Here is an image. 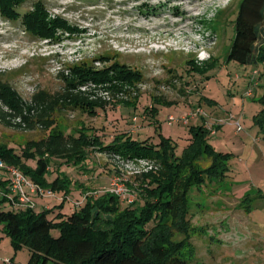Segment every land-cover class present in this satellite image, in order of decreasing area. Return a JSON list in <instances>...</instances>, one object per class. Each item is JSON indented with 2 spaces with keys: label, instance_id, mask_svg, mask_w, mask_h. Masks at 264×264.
<instances>
[{
  "label": "rangeland",
  "instance_id": "374dc122",
  "mask_svg": "<svg viewBox=\"0 0 264 264\" xmlns=\"http://www.w3.org/2000/svg\"><path fill=\"white\" fill-rule=\"evenodd\" d=\"M241 1L10 0L22 14L17 20L0 8V78L28 102L39 91L61 92L65 78L74 80L90 70L112 72L116 64L143 78L142 84L128 83L142 85L138 97L125 102L115 97L110 104L116 108L109 105L95 116L79 110L59 112L57 127H84L106 146L129 140L158 144L163 134L176 143L178 155L190 143L191 127L205 125L218 132L209 134V142L228 156V170L220 179H207L202 187L191 189L190 235L180 254L188 264H264V129L255 118L262 109L264 62L241 65L228 60ZM24 13H35L36 31H28ZM263 39L258 46H263ZM129 102L139 105L117 107ZM164 102L176 105H159ZM149 104L159 108L150 117L152 129L143 121ZM188 104L194 107L190 111ZM208 104H215L216 111ZM199 108L204 119L184 122ZM169 116L176 121L173 126ZM49 132L0 123V144L20 150L28 140H41ZM89 154L81 163L53 159L47 179L60 177L70 190L69 198L62 190L51 197L38 195L35 202L47 205L45 210L65 205L67 210L60 209L70 214L88 193H109L115 178L137 199L128 185L136 177L124 171L129 158L122 163L98 150ZM8 202L4 206L11 209ZM183 239L175 236L178 242ZM32 254L26 247L17 249L0 223V264H30Z\"/></svg>",
  "mask_w": 264,
  "mask_h": 264
},
{
  "label": "trees",
  "instance_id": "16d2710c",
  "mask_svg": "<svg viewBox=\"0 0 264 264\" xmlns=\"http://www.w3.org/2000/svg\"><path fill=\"white\" fill-rule=\"evenodd\" d=\"M9 1L0 0V8L17 20L22 14ZM23 16L29 23L28 31H36L35 13ZM263 25L264 0H242L229 61L241 65L264 62ZM261 38L263 46L260 47L257 43ZM79 75L74 80L65 78L66 85L61 92L39 91L29 102L0 78V123L7 128L40 127L51 131L41 140H28L20 150L0 144V160L20 170L40 188L52 193L64 190L66 196L70 190L60 177L52 182L47 179L53 159L66 164L81 163L90 158V151L98 150L125 159H149L160 168L135 176L136 180L128 184L137 194L133 203L123 206L117 196L108 192L98 196L88 193L85 202L70 214L16 207L6 199L10 182L2 179L0 223L4 231L17 249L26 247L33 253L30 264H188L180 254L190 235L187 217L191 189L202 187L207 179L223 177L228 170V156L215 150L209 142L210 131L204 125L191 127L192 138L181 155L177 153L176 143L163 135L158 144L129 140L106 146L98 135L87 132L84 127L74 131L58 128L59 112L79 110L95 116L98 110L109 106L102 99L90 100L91 94L79 91L80 86L100 82L112 94H117L128 83L143 81L139 72L119 64L112 72L90 70ZM260 102L262 109L255 118L264 129V86ZM132 103L135 102L125 105ZM201 162L209 166L203 167ZM7 202L12 205L11 209L4 206ZM54 231L59 232L57 236L52 234ZM177 234L184 239L176 241Z\"/></svg>",
  "mask_w": 264,
  "mask_h": 264
},
{
  "label": "built area",
  "instance_id": "2783aa9c",
  "mask_svg": "<svg viewBox=\"0 0 264 264\" xmlns=\"http://www.w3.org/2000/svg\"><path fill=\"white\" fill-rule=\"evenodd\" d=\"M106 85H97V84H87L80 86L78 88L81 92H88L91 94L90 100H96V99H102L106 102L113 103L116 99L121 102L129 101L131 98L138 97V90L141 89L142 85L138 86H129L126 85L123 88V91L120 93H117L116 95H113L107 88H105ZM107 87V86H106ZM109 105H116V104H109ZM206 114L205 112L199 108L196 112L191 113L185 118L184 122H187L190 118L193 117H200L205 118ZM234 118V116H232ZM168 123L170 126H173L175 124V119L172 116H169ZM17 122H20L17 120ZM238 131H241V126L238 123ZM211 135H216V130L209 129ZM110 157L116 162V160H119L120 162H124L125 160L123 157L119 155H110ZM124 168L128 174H132L135 176H140L143 174H148L150 172H156L159 170L160 166L155 163L154 161H151L149 159H143V158H135V159H127L126 164L124 165ZM0 170L5 171L10 179V188L9 193L6 195V199L8 198L11 203H13L16 207H22V208H28V209H35L37 207V204L35 201L32 200V198L29 195L30 193H37L40 196H53L55 193L52 192H45L42 188L34 184L31 180H29L20 170L8 167L0 160ZM51 170V169H50ZM49 170V171H50ZM123 171V170H122ZM120 178H115L112 180L111 183V194L119 197V199L123 202L125 201H134V196L129 194L131 193L128 189L125 188L124 184L120 183ZM29 189V191H27ZM81 206V205H77ZM9 263V262H8Z\"/></svg>",
  "mask_w": 264,
  "mask_h": 264
},
{
  "label": "crops",
  "instance_id": "0c3cea01",
  "mask_svg": "<svg viewBox=\"0 0 264 264\" xmlns=\"http://www.w3.org/2000/svg\"><path fill=\"white\" fill-rule=\"evenodd\" d=\"M133 106V107H135V108H137L138 107V105L139 104H136V103H134V104H129V105H125V104H121L120 106L118 105L117 107H122V106ZM159 105H164V106H168V105H176V104H159ZM189 106V108H188V111H190V109H192V108H194L192 105H190V104H188ZM208 106H210V108L211 109H213V110H215L216 111V109H217V107H216V105L215 104H208ZM113 107H115L116 108V105H114ZM112 107V108H113ZM179 107V106H178ZM131 109H132V107H131ZM159 110V108H158V105L157 104H149L148 105V107H147V113H146V115L143 117V121H144V124H147V125H153V121H151V119H150V117H152V116H155L156 115V111H158ZM191 114V113H190ZM189 115V114H188ZM194 118V117H193ZM201 119H204V118H201ZM134 121L135 122H137V119L136 118H134ZM204 123H207L206 121H203ZM205 126V125H204ZM150 128L152 129V126H150ZM218 133V132H217ZM217 133H216V135H217ZM96 135H97V133H96ZM161 135H163V134H161ZM163 136H165V135H163ZM166 137V136H165ZM167 138H169V137H167ZM100 154H102L101 152H99ZM49 173V175H48V178H51V174H50V171H48ZM52 173V172H51ZM2 179H7V180H9L10 179V177H9V175L5 172V171H0V180H2ZM52 180H54V179H52ZM49 181V180H48ZM50 182V181H49ZM29 195H30V197L32 198V200L33 201H35V197L36 196H38L39 194H37V193H30L29 192ZM69 198V196H66V199H68ZM37 204V203H36ZM73 204V203H72ZM40 207H42V210H45V208L47 207V205H43V206H40L39 204H37V210L39 211V209H40ZM74 206H71L70 207V209H68V210H70L71 211V209L73 208ZM57 209H55V213H61V214H68V213H65V212H63V210H61L60 208H58V206L56 207ZM64 208H65V210H67V208H66V206L64 205ZM51 210V209H50Z\"/></svg>",
  "mask_w": 264,
  "mask_h": 264
}]
</instances>
